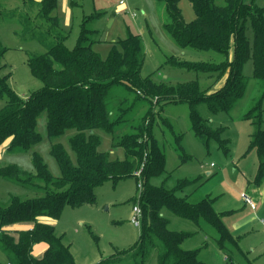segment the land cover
Segmentation results:
<instances>
[{
    "label": "trees",
    "instance_id": "16d2710c",
    "mask_svg": "<svg viewBox=\"0 0 264 264\" xmlns=\"http://www.w3.org/2000/svg\"><path fill=\"white\" fill-rule=\"evenodd\" d=\"M23 1L30 14L23 21L24 26L33 31L41 30L43 37L51 43H45L48 49L43 53L28 54L32 74L44 85L24 98L12 88L11 74L2 73L9 48L0 41V96L6 99L0 109V148L8 141L10 151L29 150L40 139L37 118L46 110L50 137L59 136L70 128L77 130L71 137V145L78 162L73 163L61 143H54L52 153L62 169L60 177L49 172L36 152L32 156L35 174L17 164L0 167L2 176L39 194L28 198L12 196L9 203H0V249L7 256V263L75 264L70 244L56 234L53 221L61 216L65 205L76 207L84 202L94 203L98 186L109 180L135 176V170L143 163L144 183L139 198L143 211L142 236L137 244L141 258L136 264H146L144 260L151 250H157L158 264H203L199 257L201 248L182 247L184 239L192 233L169 228V219L164 214L167 209L197 223L208 222L216 229L215 241L221 247L227 248L229 244L243 253L239 237L233 235L224 221L223 212L215 209L211 198L195 203L190 201L192 192H188L187 187L193 180L180 178L171 182L173 176L166 171V155L153 135L152 122L141 123L136 133L121 138L119 145L125 149L124 159H111L107 152L100 151V138L95 130H112L106 96L113 85L123 84L136 92L142 91L144 98L148 99L149 95L160 97L159 103L188 102L196 135L207 146L211 140H217L219 147L229 152L227 139L221 137L222 128H213L198 106L207 104L212 113L232 108L247 89L248 79L243 67L250 59L253 60L254 76L264 85V6L245 0H225L224 3L190 0L196 16L186 21L179 0H162L171 18L166 27L182 47L213 50L225 56L226 59L218 64L181 60L174 55L168 58L175 66L216 73L218 77L229 69L224 85L210 93L201 89L198 81L169 85L143 76L145 44L140 34L129 33L118 41L119 48L114 46L109 56L103 58L92 49L91 43H87L91 30L83 27L76 48L70 50L65 43L68 34L54 15L58 0ZM71 2L75 4L77 0ZM248 21L250 25H247ZM248 28L252 30V40ZM231 49L233 58L227 61ZM263 100L264 91L257 104L245 114L254 127L250 146L256 148L258 154L257 183L264 178ZM154 116L150 106L143 122L149 118L154 120ZM159 177H162L159 183L152 181ZM21 225L25 227L18 228ZM40 242L46 243L47 248L41 256H35L33 247ZM98 264H114L113 258L102 259Z\"/></svg>",
    "mask_w": 264,
    "mask_h": 264
},
{
    "label": "rangeland",
    "instance_id": "374dc122",
    "mask_svg": "<svg viewBox=\"0 0 264 264\" xmlns=\"http://www.w3.org/2000/svg\"><path fill=\"white\" fill-rule=\"evenodd\" d=\"M224 1L218 0L220 3ZM245 1L264 6V0ZM118 2L119 0H77V3L72 4L71 0H58L54 15L68 34L65 41L67 47L70 50L76 48L83 27H86L91 30L87 43H91L92 49L101 57L107 58L114 46L120 47V39L126 38L129 33H136L142 36L145 44V60L141 73L143 76H150L155 82L177 85L181 82L198 81L201 89H207L211 93L216 90L215 86L223 76L228 77L229 69L218 77L216 73L189 70L169 62L168 58L172 55L181 60L215 64L222 63L226 58L217 51L182 47L166 27L171 18L164 1L130 0L128 8H121ZM179 7L186 21L195 18L190 0H179ZM1 10L0 41L9 48L4 57L6 67L2 73H10L12 88L20 96L27 98L44 85L32 74L28 54L47 51L46 44H50L51 40L45 39L41 30L33 31L24 26L30 16L24 6L5 7ZM117 10L120 12L116 13ZM133 11L136 12V17L131 15L130 12ZM96 13L100 14L95 15ZM21 17L24 19H20ZM247 25H250L249 21ZM247 33L252 40L251 28H248ZM232 58L233 49L229 51L227 61ZM243 68L248 79L247 89L232 108L212 113L207 104L198 106L199 112L213 128H222L221 137L227 139L229 152L220 148L217 140H211L207 146L196 135L188 102L159 103L160 97L149 95L148 99L144 98L141 96L142 91L136 92L123 84H115L107 92L106 102L111 111L110 120L113 126L112 130H95L100 138L99 150L107 152L111 159H124L125 149L119 145L121 138L136 133L141 123L148 125L152 122L153 135L166 155V171L173 176L171 182L175 183L180 178L193 180L187 187V191L192 192L191 202L211 198L216 210L229 211L223 212L226 224L227 220L232 223L242 214H250L252 211L242 200L241 193L245 191L244 184L247 180L255 183L258 154L257 149L250 146L254 127L245 114L262 97L264 85L263 81L254 76L252 59ZM5 103L6 99L0 96V109ZM150 106L155 114L154 120L149 118L143 122ZM262 108L264 109V100ZM47 121L48 113L43 110L38 115L36 127L40 139L29 150L10 151L8 141L5 142L0 148V167L17 164L35 174L32 156L36 152L49 172L54 177H60L62 169L52 153L54 143H61L73 163L77 164V154L71 145V137L77 130L70 128L59 136L50 137ZM153 180L159 183L162 177ZM140 191L138 178L128 176L117 181L109 180L98 186L94 203L84 202L76 207L64 206L61 216L53 224L56 234L62 236L66 244H70L75 264H98L102 259L111 257L114 264H136L140 261V247L137 244L142 236V223L135 226L130 219L133 206L139 203L142 194ZM38 195L37 192L0 174L1 204L9 203L12 196L28 198ZM260 202V213L254 216V219L258 217L257 220L252 226L249 225L250 221L242 226L246 230L241 231L253 236L241 241L243 253L229 244L227 248L221 247L215 241L216 229L204 220L197 223L168 209L164 214L169 219L170 229L192 233L184 239L182 247L201 248L199 257L203 264H264V225L261 223V219H264V200ZM228 254L231 259H228ZM144 261L146 264H158L157 250H151ZM7 262V256L0 249V263L8 264Z\"/></svg>",
    "mask_w": 264,
    "mask_h": 264
},
{
    "label": "crops",
    "instance_id": "0c3cea01",
    "mask_svg": "<svg viewBox=\"0 0 264 264\" xmlns=\"http://www.w3.org/2000/svg\"><path fill=\"white\" fill-rule=\"evenodd\" d=\"M37 1H39V0H37ZM19 5H22V6L25 7L24 1L23 0H0V10L1 9L4 10L5 7L6 8L19 7ZM226 79H227V75L223 76L218 81V83L216 84L215 89H218V88L222 87L224 85ZM254 182L255 183L249 182V180H247V183H246L247 186H245L246 184H244V187H245L244 188L245 189L244 192L248 193L253 198V200L256 203V206L254 208H252L249 204L248 205L246 204L247 206L250 207V209H251L250 211H252V212L250 214H248V215L242 214L241 216H239L236 219H234L232 221V223H229V221L227 220V226L229 227L231 232L234 233L235 235L239 236L241 249H243L242 246H241V241L245 240L247 237H250V238L253 237V236H248L244 232L246 230V227H242V226L245 223H248L249 221H250L249 225L252 226L253 222L256 221L257 218H258L257 217L256 219H254V216L255 215H257V216L259 215L260 209L262 207V204H261L260 200L261 201L264 200V178H263V180L260 183H257L256 181H254ZM242 200H243V198H242ZM217 211L221 212V213L222 212H229V211H222V210H219V209ZM224 217L225 216H223V218ZM261 220H262L261 223L264 225V219H261ZM24 227L25 226L21 225L18 228H24ZM241 230H244V231H241ZM46 248H47V244L46 243H44V242L37 243V244L34 245L32 253L35 256H41L44 253V251L46 250ZM251 248L254 249L253 247H251ZM188 249H193V248H188ZM226 258H227V256H226ZM228 259H231V255L228 256Z\"/></svg>",
    "mask_w": 264,
    "mask_h": 264
},
{
    "label": "built area",
    "instance_id": "2783aa9c",
    "mask_svg": "<svg viewBox=\"0 0 264 264\" xmlns=\"http://www.w3.org/2000/svg\"><path fill=\"white\" fill-rule=\"evenodd\" d=\"M130 0H119L118 2V5L121 7V8H125L127 7L128 8V2ZM129 10H127L128 12ZM117 12H120V10H117ZM131 15L133 17H136V12H130ZM213 165V164H212ZM144 163L138 168L135 170L134 174L135 176L138 178V186L140 188V192H142L143 190V183H144V180H143V170H144ZM241 197L243 198V200L249 204L252 208H254L256 206V203L255 201L253 200V198L246 192H242L241 193ZM142 218H143V211H142V208L140 206L139 203L135 204L132 208V214H131V222L135 225V226H140L141 223H142Z\"/></svg>",
    "mask_w": 264,
    "mask_h": 264
}]
</instances>
